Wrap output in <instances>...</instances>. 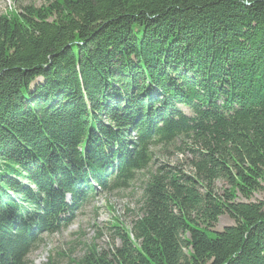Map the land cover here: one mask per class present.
I'll return each mask as SVG.
<instances>
[{"label": "trees", "instance_id": "trees-1", "mask_svg": "<svg viewBox=\"0 0 264 264\" xmlns=\"http://www.w3.org/2000/svg\"><path fill=\"white\" fill-rule=\"evenodd\" d=\"M154 147L182 159L156 162ZM139 173L138 213L112 224L119 246L43 264H264V198L249 201L264 191V0L0 15V264H32L37 230L93 181L126 190ZM224 214L233 224L210 237Z\"/></svg>", "mask_w": 264, "mask_h": 264}, {"label": "rangeland", "instance_id": "rangeland-1", "mask_svg": "<svg viewBox=\"0 0 264 264\" xmlns=\"http://www.w3.org/2000/svg\"><path fill=\"white\" fill-rule=\"evenodd\" d=\"M51 1L53 0H0V15H8L11 11L19 14V10L25 5L31 4L39 8L47 6ZM153 152L156 162L174 164L182 159V156L177 153H161L159 147H154ZM140 177L139 173L126 190L102 193L96 200L84 203L68 227L45 236L38 250L27 257L29 263L43 264L49 255H54L55 251L78 258L83 255L85 247L91 244L103 249L119 246V239L113 236L112 224L116 220H120L124 222L125 226L130 227V221L138 213L139 204L137 201L141 196ZM260 185L264 187V182ZM224 186L223 181H216L217 190L220 191ZM263 198L264 191H255L249 201L262 200ZM239 199L244 200L241 196ZM231 224H233V220L228 215H221L217 224L209 230V236L212 237L216 232ZM64 261H66L65 257L58 259L61 264H64Z\"/></svg>", "mask_w": 264, "mask_h": 264}, {"label": "bare ground", "instance_id": "bare-ground-1", "mask_svg": "<svg viewBox=\"0 0 264 264\" xmlns=\"http://www.w3.org/2000/svg\"><path fill=\"white\" fill-rule=\"evenodd\" d=\"M136 177H137V175H136Z\"/></svg>", "mask_w": 264, "mask_h": 264}]
</instances>
